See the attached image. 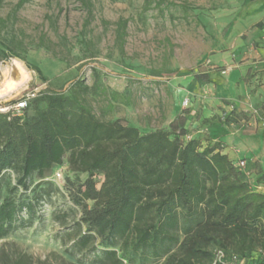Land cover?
I'll list each match as a JSON object with an SVG mask.
<instances>
[{"label": "trees", "instance_id": "obj_1", "mask_svg": "<svg viewBox=\"0 0 264 264\" xmlns=\"http://www.w3.org/2000/svg\"><path fill=\"white\" fill-rule=\"evenodd\" d=\"M162 3L145 0L144 11ZM6 50L5 58L25 61ZM28 68L48 85L40 68ZM91 91L77 81L68 94L29 98L22 118L0 113V177L17 174L0 203V239L33 226L39 200L27 194L30 179L48 178L67 158L74 173L87 175L81 185L68 184L82 212L78 227L85 228L76 246L86 249L97 239L119 246L121 254L104 252L107 264L149 256L161 264H213L218 251L225 255L220 264H264V182L253 190L236 162L185 130L141 134L100 120L87 100ZM246 116L234 110L219 122L238 125ZM19 189L25 194L17 200Z\"/></svg>", "mask_w": 264, "mask_h": 264}, {"label": "rangeland", "instance_id": "obj_2", "mask_svg": "<svg viewBox=\"0 0 264 264\" xmlns=\"http://www.w3.org/2000/svg\"><path fill=\"white\" fill-rule=\"evenodd\" d=\"M19 1L0 4V91L6 93L1 109L43 91L68 94L77 81H84L92 89L87 100L100 120L121 121L146 134L170 131L174 108L195 111L187 80L194 81L220 56L234 59L235 37L227 34L247 0H161V6L152 4L147 12L145 0H30L18 7ZM6 48L25 61L5 58ZM16 61L31 79L13 91L22 82ZM28 65L40 68L48 85ZM258 81L264 86V70ZM246 113L238 126L247 117L264 121V99ZM242 172L253 190L264 182L257 165L246 163ZM86 179L71 170L67 158L48 178L34 175L27 193L33 191L30 197L39 200L33 226L0 239V264H107L105 251L121 254L119 246L110 248L99 239L86 249L76 246L85 228L78 227L82 212L73 204L68 184L81 185ZM16 181L12 170L0 177V203ZM24 194L19 189L13 197L19 200ZM161 263L153 256L123 262Z\"/></svg>", "mask_w": 264, "mask_h": 264}, {"label": "crops", "instance_id": "obj_3", "mask_svg": "<svg viewBox=\"0 0 264 264\" xmlns=\"http://www.w3.org/2000/svg\"><path fill=\"white\" fill-rule=\"evenodd\" d=\"M231 34L234 59L220 56L194 81L187 80L195 111L174 108L169 129L185 130L191 139L206 138L204 147L217 146L231 161H245L264 171V121L254 119L242 126L219 122L224 114L247 112L264 99V86L258 81L264 70V0H247L240 6L227 36Z\"/></svg>", "mask_w": 264, "mask_h": 264}, {"label": "built area", "instance_id": "obj_4", "mask_svg": "<svg viewBox=\"0 0 264 264\" xmlns=\"http://www.w3.org/2000/svg\"><path fill=\"white\" fill-rule=\"evenodd\" d=\"M29 98L30 96L23 97L4 109H1L0 107V113L10 115L11 118H22L24 116V111L27 108ZM236 166L240 169H243L246 166V163L245 161H238L236 162ZM62 176L63 175L60 172H58L56 175L57 179L59 180L63 178ZM224 257V253L222 251H218L213 264L222 263Z\"/></svg>", "mask_w": 264, "mask_h": 264}, {"label": "bare ground", "instance_id": "obj_5", "mask_svg": "<svg viewBox=\"0 0 264 264\" xmlns=\"http://www.w3.org/2000/svg\"><path fill=\"white\" fill-rule=\"evenodd\" d=\"M16 64H17L19 70L22 73V82H21V84L15 86L13 88V91H18L21 87H23L25 84H27L30 81V79H31V75L27 71V69L25 68V66L23 65V63L20 62V61H16ZM5 95H6V93H5L4 90L0 91V98H3Z\"/></svg>", "mask_w": 264, "mask_h": 264}]
</instances>
